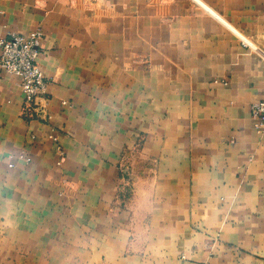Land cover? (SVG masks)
I'll return each instance as SVG.
<instances>
[{"label": "crops", "instance_id": "0c3cea01", "mask_svg": "<svg viewBox=\"0 0 264 264\" xmlns=\"http://www.w3.org/2000/svg\"><path fill=\"white\" fill-rule=\"evenodd\" d=\"M38 28L50 117L0 70V264H264V0H0Z\"/></svg>", "mask_w": 264, "mask_h": 264}, {"label": "built area", "instance_id": "2783aa9c", "mask_svg": "<svg viewBox=\"0 0 264 264\" xmlns=\"http://www.w3.org/2000/svg\"><path fill=\"white\" fill-rule=\"evenodd\" d=\"M42 38L43 32L39 28L27 34L13 33L0 38V70L20 78L26 107H31L37 118L46 119L50 116L39 102L46 99L48 86V80L39 63ZM251 113L256 120L257 131L264 132V96L253 102ZM58 149L60 150L59 147Z\"/></svg>", "mask_w": 264, "mask_h": 264}]
</instances>
